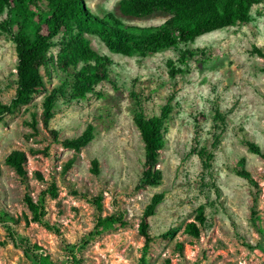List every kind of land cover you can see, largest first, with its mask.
<instances>
[{"label":"rangeland","instance_id":"obj_1","mask_svg":"<svg viewBox=\"0 0 264 264\" xmlns=\"http://www.w3.org/2000/svg\"><path fill=\"white\" fill-rule=\"evenodd\" d=\"M118 1L83 0L92 13L111 12L126 25L155 26L167 17L122 15ZM86 38L111 60L118 90L102 81L84 98L58 100L48 128L62 140L90 123V142L73 150L52 140L39 116L44 91L0 117V264H139L141 257L144 264H264V157L245 145L253 142L264 155V72L262 58L250 52L252 45L264 46V3L253 4L245 22L144 58L113 54L95 37ZM168 61L179 69L173 75ZM14 64L13 44L0 33L3 103L13 94ZM44 80L47 88L56 83L52 74ZM130 91L147 115L171 97L155 187L136 186L143 147L128 110ZM194 141L213 154L209 168L190 152ZM12 150L23 153V176L4 161ZM241 160L254 185L234 174ZM51 184L56 196H44V217L58 228L61 242L31 220L23 201L25 195L37 199ZM155 192L163 199L148 218L153 239L143 251L138 223ZM108 216L114 223L99 225Z\"/></svg>","mask_w":264,"mask_h":264},{"label":"trees","instance_id":"obj_2","mask_svg":"<svg viewBox=\"0 0 264 264\" xmlns=\"http://www.w3.org/2000/svg\"><path fill=\"white\" fill-rule=\"evenodd\" d=\"M258 2L264 3V0H119L117 8L122 15L143 16L160 12L167 16L159 25L140 27L124 24L111 12L96 15L84 5L83 0H0V33L12 42L15 55L14 90L8 102L0 101V117L27 104L33 94L44 91L39 114L42 126L47 129L52 140L62 147L78 150L94 138L95 128L88 123L78 135L58 140L57 131L48 128V120L53 115L56 102L84 98L102 81L107 82L114 91L118 90L109 70L111 60L94 51L86 35L95 37L113 54L144 58L190 43L213 30L245 22L250 7ZM57 36L58 39L53 41ZM51 47L57 48L54 53L49 51ZM250 52L262 58L261 70L264 72V46L252 45ZM167 64L170 75L179 70L171 65V61ZM51 74L56 78V83L47 88L44 76L49 77ZM97 95L106 97V93L102 92H97ZM129 96L128 110L143 147L142 169L136 186L155 187L161 180L160 170L155 165L158 150L165 140V123L172 112L171 97L159 107L156 114L147 115L141 107L139 95L130 91ZM111 97L118 99L117 95ZM245 145L250 152L264 157L259 146L253 142L245 141ZM190 152L198 156L204 168L210 167L211 152L197 147L196 141ZM22 160L23 153L17 150H12L4 158L5 163L20 176L25 174L21 167ZM91 165L92 172L97 173L96 159L91 160ZM233 172L249 184H255L249 172L243 168L242 160L239 161V167L233 168ZM46 194L51 198L56 196L54 185L41 191L37 199L25 195L23 201L31 220L61 242L58 228L44 217ZM162 199L163 193L155 192L142 209L138 232L143 238V251L153 239L149 233L148 218L154 214ZM200 222H203L202 218ZM110 223H114L113 216L104 217L99 225ZM251 225L262 236V230L252 218ZM190 230L197 234L193 224H190ZM168 234L166 230L159 237ZM256 248L262 250L261 245ZM139 264H144L142 257Z\"/></svg>","mask_w":264,"mask_h":264}]
</instances>
